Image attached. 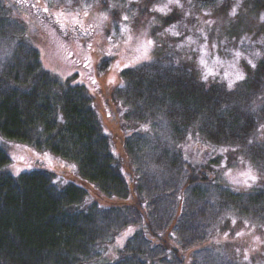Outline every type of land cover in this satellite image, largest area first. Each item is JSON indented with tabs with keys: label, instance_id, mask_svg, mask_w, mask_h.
I'll return each mask as SVG.
<instances>
[{
	"label": "trees",
	"instance_id": "trees-1",
	"mask_svg": "<svg viewBox=\"0 0 264 264\" xmlns=\"http://www.w3.org/2000/svg\"><path fill=\"white\" fill-rule=\"evenodd\" d=\"M8 6L0 0V136L73 163L90 187L121 202L101 203L52 170L12 175L0 146V264H93L127 227L133 232L104 264H250L198 247L231 216L264 221V186L220 184L214 154L219 146L255 161L263 153L253 135L264 125V50L229 89L218 76L202 81L193 51L156 43L149 61L120 69L103 107L107 118L115 105L120 122L108 130L94 95L74 74L43 66Z\"/></svg>",
	"mask_w": 264,
	"mask_h": 264
},
{
	"label": "rangeland",
	"instance_id": "rangeland-1",
	"mask_svg": "<svg viewBox=\"0 0 264 264\" xmlns=\"http://www.w3.org/2000/svg\"><path fill=\"white\" fill-rule=\"evenodd\" d=\"M101 1L103 0H6V4L9 5L7 10L11 14L24 21L27 41L38 50L43 66L60 78L74 74V82L85 85L94 95L96 107L108 130H113V121L120 122L121 113L118 115L115 105H107L111 116L104 117L106 97L110 89L120 81V69L136 63L137 57L141 55L137 51L141 42H155L149 53L150 57L154 55L156 48L160 49L156 43L178 48L183 53L191 50L201 75L211 71L214 75L209 78L218 76L219 80L227 84L228 80H235L237 72L243 73L245 62L251 60L253 63L257 53L264 50V21H261L264 0H179L182 7H177L175 3L169 5L171 11L168 14L175 19L168 25H162L161 22L165 15L152 11V8L169 4V0H106L108 10L101 5ZM234 8L236 15H231ZM85 10L88 12L87 16L84 15ZM102 14L107 19L101 23L99 18ZM124 16H128L127 22L122 20ZM72 17L82 22L89 35H82L79 25L71 23ZM125 23L130 31L121 35L118 26ZM172 25L176 26L173 30L180 33L179 36L166 31ZM128 36H131L130 41ZM189 38L195 43H190ZM202 45H207V55L201 50ZM236 52L241 55L236 57ZM202 55L206 66L199 63ZM103 58L109 59V64L104 69L101 66ZM258 99L264 101V94L263 98L259 95ZM116 132L121 136L120 131H114V135ZM253 136V142L259 141L263 145H260L263 153L257 161L244 156L233 147L219 146L215 149L214 154L222 155L219 158L220 164L216 167L220 184L222 180L235 189L248 188L243 183L246 177L241 173L250 168L258 177L252 186H264V125ZM186 145L187 142L184 143ZM0 146L6 150L10 159L3 169L12 175H17L18 169L21 170L19 174L33 169L52 170L59 179L84 186L92 198L101 203L121 202L118 198L104 197L74 173L73 163L61 160L48 150H38L3 136H0ZM229 172L230 176L226 175ZM233 178L238 183H233ZM248 183L252 182L249 180ZM129 228L134 230V227H127L111 242L104 244L102 255L93 264L114 260L121 248L118 241L122 240L124 244L129 235L124 238L123 234ZM198 248L214 256L215 260L226 256L239 263L262 264L264 221L233 216L226 221L221 220L215 226V231ZM245 255L247 260L244 259ZM185 257L188 259L189 251L185 253Z\"/></svg>",
	"mask_w": 264,
	"mask_h": 264
},
{
	"label": "snow or ice",
	"instance_id": "snow-or-ice-1",
	"mask_svg": "<svg viewBox=\"0 0 264 264\" xmlns=\"http://www.w3.org/2000/svg\"><path fill=\"white\" fill-rule=\"evenodd\" d=\"M172 3H175V5H176L177 7H182V5H180V3H179V0H169V4H165V5L160 6V7H153V8H152V11H154V12H159V13H161L162 15H167L168 12L171 11V8L169 7V5L172 4ZM88 7H90V5H89ZM112 7H115V5H112ZM77 15H78V13H77ZM84 15H85V16L88 15L87 10H85ZM231 15H236V9H235V8L232 10ZM99 19H100V22L102 23L103 20H106V19H107V16L104 15V14H102L101 17H100ZM128 19H129L128 16H124V17H122V20L125 21V22H127ZM261 21H264V15L261 16ZM71 23H72L74 26L79 25L80 29L82 30V35H89L87 29H84V28H83V24H82V22H81L80 20H78L76 17H72V19H71ZM175 27H176L175 25H172L170 28L166 29V31L171 32V34H172L173 36H179L180 33L175 32V31L173 30ZM61 28H62V29L64 28L63 23L61 24ZM118 28H119V32H120L121 35H123L125 32H129V31H130V30L128 29L127 23H125L123 26H118ZM127 39L130 41V40H131V36H128ZM109 40H110V42H111V37H109ZM189 42H190V43H195V41H191V38H189ZM154 44H155V42L152 41V40H146V41L141 42L140 46L137 48V51L141 52V55H140L139 57H137V60H136V63H137V64H141V63H143V62H145V61H149V60L151 59L149 53H150L151 49L154 47ZM113 46L115 47L116 45H113ZM88 47H89V49H91V47H92L91 44H89ZM206 49H207V45H202V46H201V50L204 52V55H207ZM110 54H111V53H110ZM204 55H202V56L200 57V60H199V63H200L202 66H206V60H205V58H204ZM235 55H236V57H239L241 54H240L239 52H236ZM257 55H259V53H257ZM248 63H249L252 67H255V64H253L251 60H249ZM132 66H133V65H125V67H132ZM77 74H78V73H77ZM211 75H214V73H212L211 71H209L208 73L202 75V81L206 83V82L208 81L209 76H211ZM225 79H227V74H226V76H225ZM244 79H245L244 75H243L242 73L237 72V73L235 74V80H228L227 87H228L229 89H231V88L233 87V83H234L235 81H241V80H244ZM109 82L111 83L112 81H109ZM93 83H95V81H93ZM121 87H124V85L121 84ZM147 130H148L147 125H145V126H144V131H147ZM45 155H48V154L45 153ZM185 159H187V157H185ZM20 171H21V170L18 169L16 174H19ZM226 175H229V176H230V172H229V173H226ZM241 175L244 176V177H246V179L243 181V183H244L247 187H252V185L255 184V183L257 182L258 177H257L255 174L252 173V171H251L250 168H249L248 171L241 173ZM249 180L252 182L251 184L248 183ZM232 182H233V183H238V181H237L235 178L232 179ZM53 183H56V182L53 181ZM233 223H235V220H233ZM132 232H133V229L129 228V229L123 234L124 238H126V237H127L128 235H130ZM238 235H240V234H238ZM256 239L259 240V237H257ZM118 246L121 247V248H123L124 245H123L122 240H121V241H118ZM117 259H118V258H117ZM244 259H245V260L248 259L247 255H245Z\"/></svg>",
	"mask_w": 264,
	"mask_h": 264
}]
</instances>
